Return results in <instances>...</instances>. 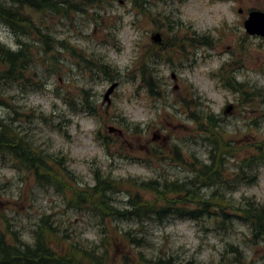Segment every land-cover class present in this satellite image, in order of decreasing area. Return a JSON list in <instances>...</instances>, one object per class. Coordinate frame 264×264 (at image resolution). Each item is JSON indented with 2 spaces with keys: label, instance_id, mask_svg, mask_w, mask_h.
<instances>
[{
  "label": "rangeland",
  "instance_id": "rangeland-1",
  "mask_svg": "<svg viewBox=\"0 0 264 264\" xmlns=\"http://www.w3.org/2000/svg\"><path fill=\"white\" fill-rule=\"evenodd\" d=\"M143 5L90 0L69 16H46L44 31L67 41L76 54L57 42L45 48L44 42L29 35L17 37L0 26L1 41L12 48L19 47V39L32 45L40 61L34 67L39 74L32 79L42 80L38 89L9 88L18 113L8 108L0 113L14 119V128L45 152L66 159L80 185H93L96 169L121 180L122 192L112 195L119 207L127 206L126 192L154 199L150 188L131 186V180L188 181L195 163L192 155L209 162L208 133L192 120L193 110L221 119L223 139L234 150L226 160L228 179L239 174L242 160L264 152L257 149L264 143V37L249 35L244 28L251 10L264 11V0H144ZM195 35L207 44L190 46L186 37ZM79 53L119 72L110 103L104 95L115 81ZM143 66L159 78V95L150 92ZM230 75L261 94L246 99L228 85ZM82 89L92 96L96 114L81 110ZM128 122L138 130L125 126ZM109 126L118 131H109ZM258 169L255 180L217 188L235 201L247 197L264 203V163ZM213 189L198 192L209 196ZM73 199V192L41 186L32 172L11 160L0 161V237L9 240L16 232L32 243L36 225L49 216L69 241L107 250L113 264H146L140 258L163 255L173 256L179 264H234L236 246L251 264H264V244H255L240 220L227 229L206 215L140 224L108 220L105 227L91 211L70 205ZM129 230L139 236V245L126 238Z\"/></svg>",
  "mask_w": 264,
  "mask_h": 264
},
{
  "label": "trees",
  "instance_id": "trees-1",
  "mask_svg": "<svg viewBox=\"0 0 264 264\" xmlns=\"http://www.w3.org/2000/svg\"><path fill=\"white\" fill-rule=\"evenodd\" d=\"M88 1L90 0H83L80 3L74 0H0V26L7 27L17 37L29 35L37 43L44 42L45 48L56 46L53 42H57L62 45L63 49L69 48L72 53L76 54L78 52L67 41H57L49 31H44L47 28L45 17L48 15L69 16L73 12L84 9L83 5ZM143 1L132 0V3L139 7L144 6ZM34 14H38L39 17H35ZM177 38L175 35V39ZM201 38L202 36L195 35L191 39L186 37V41L190 46L207 44L204 40H200ZM18 46L14 49L0 39V110L8 108L14 113L18 112L11 102L8 89L14 85L21 89H38L42 81L40 78L39 80L32 79V76L39 74L34 67L40 62L30 49L32 45L19 39ZM50 55L53 57L55 54ZM78 57L99 68L112 81H115L119 75V72L108 64L96 63L80 53ZM142 71L144 78L147 71V79L144 80L150 92L159 95L161 91L159 78L150 67L143 66ZM228 80V85L241 94H245L246 99L250 94L255 96L261 94L260 89L256 92L249 91L245 83L238 82L232 75ZM82 91L83 95L79 102L81 110L96 114L97 108L89 91L83 89ZM193 111L191 112L192 120L199 122L201 130L208 133L211 145L209 162H204L192 155L195 161L193 166L191 165L193 176L188 181L169 180L164 177L138 184L136 180H131V186L150 188L154 199H146L142 192H126L128 194L126 207L117 206L112 198L113 194L122 192L123 182L121 180L96 169L93 172L94 184L80 185L73 172L68 169L66 159L45 152L27 134L14 128V119L5 118L1 113L0 161L11 160L32 172L41 186L54 187L59 192H73L74 199L69 204L78 210L91 211L93 217L105 227L108 220L133 221L140 224L145 221L160 220L161 222L172 216L195 220L206 215L226 229L233 225L235 219L240 220L247 225L253 242L264 244V203L247 197L235 201L232 200V196H227L226 192L217 188V185L230 186L231 182L238 184L244 179L255 180L258 176V168L264 163V152L258 157L242 160L237 168L239 174L233 173L232 179H228L226 160L232 156L233 149L229 142L223 139L220 131L221 119L214 113ZM125 126L136 129L134 127L138 125L128 122ZM262 145L257 146L259 151L264 149V143ZM205 187L214 188L209 196L198 192ZM60 231V226L55 221L49 220V216H45V219L41 218L33 230L32 243L22 240L16 232H11L9 240L2 235L0 237V264L114 263L110 261L107 250L102 251L98 246H86L77 240L69 241L68 234H60ZM124 233L130 243L139 245L141 239L136 233L131 230ZM108 235L106 234L102 244L105 243ZM233 251L234 264H251L245 252L241 251L238 246ZM139 261L146 262V264H179L173 256L165 255L150 259L140 258Z\"/></svg>",
  "mask_w": 264,
  "mask_h": 264
},
{
  "label": "water",
  "instance_id": "water-1",
  "mask_svg": "<svg viewBox=\"0 0 264 264\" xmlns=\"http://www.w3.org/2000/svg\"><path fill=\"white\" fill-rule=\"evenodd\" d=\"M240 12L242 11L241 9L239 10ZM244 28L246 32L250 35H259L264 37V11L262 10H251L248 14V17L244 21ZM160 35L156 34V40L160 39ZM118 86V82L115 81L113 82L110 87L107 89L104 95V99L107 102H111L110 95L114 92L116 87ZM231 108H229L230 110ZM109 131H118L117 128L114 126H109ZM119 132H121L119 130Z\"/></svg>",
  "mask_w": 264,
  "mask_h": 264
}]
</instances>
